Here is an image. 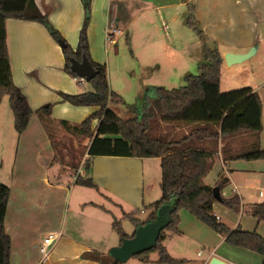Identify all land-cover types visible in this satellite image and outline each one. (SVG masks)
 <instances>
[{
    "label": "crops",
    "instance_id": "0c3cea01",
    "mask_svg": "<svg viewBox=\"0 0 264 264\" xmlns=\"http://www.w3.org/2000/svg\"><path fill=\"white\" fill-rule=\"evenodd\" d=\"M34 3L47 18V22L76 49L85 21L81 0H34ZM189 6L205 35L206 44L211 48L215 47L222 58L228 53L243 55L253 48L255 52L249 61L242 63L244 65L227 66L223 60L218 86L220 96L210 97L206 103L195 105L186 120L179 118L173 123L194 126L198 123L197 118L202 117L205 111L217 113L226 105L224 115L239 112L237 117L231 116L227 119L228 127L244 123L253 126L256 124L255 108L250 107L253 105V96L257 95L261 102V130L257 134V141L259 148L264 151V0H91L86 25L91 60L105 65L109 89L117 93L115 86H112V76L120 75L123 79V73L118 72L117 68H110L109 54L112 50L116 53L117 43H105L106 28L113 21L122 36L127 27L143 16L140 26L134 31H128L129 39L132 43L134 36H138V47H150L153 40H156L153 29L154 14L161 20L162 25L166 19L171 23L172 32L167 28L165 33L170 43L175 41L176 50L164 46L169 53L175 52L182 57L193 56L194 52L197 54L199 49L202 50V44L193 35V30L184 24ZM121 18L124 26L120 23ZM5 25L13 84L26 97L31 110L36 111L45 105H52L48 117L41 118L33 113L27 128L21 134H17L14 129L9 106L0 109V184L9 188L4 221L5 232L11 243L9 262L98 264L83 258V254L97 252L106 255L111 248L120 245L119 237L111 226L113 218L121 220L122 229L128 235L134 231L128 232L125 229V222L129 221L122 218L123 213L138 210L136 217L139 220L144 222L150 219L152 210H146V207L161 196V172L159 176L155 172L157 167L160 168V160L94 157L88 177L93 179L97 190L74 185L73 177L69 181V174L57 169L58 165L54 162L56 150L50 128L56 125L62 128V121H66L71 127L79 126L98 107H76L63 102L61 94L78 95L87 90L77 87L79 84L64 71L65 60L61 47L42 23L8 19ZM152 52L154 51L151 50L150 54ZM160 72L158 65H145L136 73L132 71L135 75L133 78L123 80L127 84L131 80V85L135 84L137 89L146 90L154 99L156 88L168 89L163 85L165 80L163 84L159 82ZM90 91L92 90L87 92ZM223 119L222 116L221 123ZM96 124L97 121L93 120L92 127ZM171 135L175 136V131ZM243 135L253 136V140H248L249 147H252L256 135ZM240 136L229 140L219 139L216 145L211 142L203 145V148L213 153V166L204 178V184L214 188L219 179L228 180L220 195L223 198L225 195L227 198L233 195L239 197V225L244 222L247 206L264 203L263 191L253 197L247 193L248 187H253L250 185L252 181L264 179V160L232 158L233 155L240 154L233 153L237 146L232 141ZM225 144L227 147L223 149ZM85 155L84 159H87L88 156L86 153ZM80 173L82 174L81 171ZM184 214V224L182 220H178L179 232H167L162 244L173 259L183 261L180 264H193L194 261L187 258L188 247L183 244V240H186L187 232L191 229L202 231L203 223L187 213ZM215 217L220 223H225L218 216ZM260 223L255 220L260 234L256 229L252 230L249 221L243 226V231H255L264 238ZM234 225L230 228L233 229ZM48 234H55L58 238L48 255L43 258L39 253V246ZM215 243L216 247L211 252L197 253L198 257L207 253L204 259L197 261L198 264H214V261L215 264H242L235 258L218 254L220 248H225L226 253L251 257L253 264H262L261 256L252 251L225 247L224 238L221 236ZM153 254L156 253L149 255L148 263L130 258L123 264H160L157 263V254L155 257Z\"/></svg>",
    "mask_w": 264,
    "mask_h": 264
},
{
    "label": "trees",
    "instance_id": "16d2710c",
    "mask_svg": "<svg viewBox=\"0 0 264 264\" xmlns=\"http://www.w3.org/2000/svg\"><path fill=\"white\" fill-rule=\"evenodd\" d=\"M81 2L85 12V21L79 34L77 47L73 49L60 33L47 22V18L39 11L34 0H0V103L4 96L7 97L16 133L21 134L27 128L33 113L38 114L41 118L50 116L52 105H45L36 111L31 110L26 97L13 84L6 45L5 24L8 19H23L42 23L53 40L61 47L65 60L64 71L71 77H75V74L70 71L71 59L80 61L82 57H86L97 72L96 76L89 82L92 91L78 95L61 94L63 102L73 106L98 107V110L79 126L71 127L66 121L61 122L62 128L66 132L90 138L86 152L88 158L85 161L87 176L85 178L80 175L74 176V185L98 189L93 179L88 177L91 160L94 157H137L160 160L161 196L146 207V210H152L150 220H154L156 212L165 205H173L175 210L171 215L169 226L161 232L156 246L152 250L138 254L133 258L142 263H148L149 255L156 253L158 256L157 263H182L181 260L173 259L162 243L167 232H179L176 213L178 210L184 209L223 237L228 245L244 248L260 255L262 264H264V238L255 231L247 232L239 228L230 229L225 224L220 223L212 213L213 204L216 203L213 197V188L204 184V178L213 166V153L203 148L206 142L216 145L219 139L229 140L242 134L254 133L256 140L250 150L246 153L233 155L232 158L246 161L264 160V151L259 148L257 141V134L261 130V102L258 96H253V105L250 107L255 108L256 124L253 126L244 123L228 127L227 119L231 116L237 117L239 112L224 115L226 105H223V109L217 113L205 111L202 117L197 118L198 121L196 122L198 123L182 135L172 136L169 133L161 132V120L163 122L169 120L174 122L179 118L186 120L195 105L206 103L210 97L218 98L220 96L218 86L223 58L215 47L211 48L206 44L205 35L195 21L192 8L189 6L184 17V24L193 30L202 44L198 74L185 75V84L182 87L156 88V97L145 107L140 119L137 117L128 120L121 119L111 110V103L125 106L131 112L137 110L136 106L127 105L118 94L109 89L105 65H99L91 60L86 36L91 0H81ZM124 36L126 43H129L128 33L125 32ZM245 101L248 102L249 100ZM222 116L224 119L221 123ZM93 120L97 121L94 127H92ZM227 183V179L221 178L216 182L214 188L221 191ZM8 197L9 188L0 184V264H10L11 243L4 228ZM219 203L230 210L240 212L241 203L237 195L229 198L221 197ZM100 208L105 210L103 207ZM246 209V213L255 218L257 223L264 220V203L249 205ZM137 214L138 210H134L123 213L122 218L128 220L136 229L144 224L136 217ZM111 226L119 237V244L134 236V232L128 235L123 231L121 220L113 218ZM83 258L96 261L98 264H120L109 254L102 255L97 252L84 253Z\"/></svg>",
    "mask_w": 264,
    "mask_h": 264
},
{
    "label": "rangeland",
    "instance_id": "374dc122",
    "mask_svg": "<svg viewBox=\"0 0 264 264\" xmlns=\"http://www.w3.org/2000/svg\"><path fill=\"white\" fill-rule=\"evenodd\" d=\"M153 17H154L153 29L155 31L156 40H153L152 45L150 47L146 46V48L138 47L139 46L138 44H140V41H138L137 39L138 36H134L132 43L130 40L129 43H126L124 34L122 36L117 37L118 39L116 42L117 43L116 53L112 50L110 51L109 54L110 68L113 69L117 68L118 72L120 73L122 72L123 79L124 78L131 79L135 76L132 74L133 70L136 73L140 67H143L145 65H151V66L154 65V67L158 65L161 70L160 75L158 76L160 83L163 84L165 80L166 82L163 85L166 86L168 89L182 87L185 84L184 82L185 75L198 74V62L201 60L202 50L199 49L197 54L194 52L193 56L190 57H182L181 55L175 52L169 53V51H167L164 46L167 45L168 47L175 49L176 43L175 41L171 43L169 42L168 37L166 36L165 33L167 29L165 30L164 26L169 28V31L172 32L171 23L168 21V19H166L164 21V25H162L161 20L158 18V16H155L154 14ZM142 21H143V16L135 20L133 24L127 27L126 32L128 33V31L129 32L134 31L137 27L140 26ZM120 23L122 25L124 24L123 18L120 19ZM170 32L168 33L170 34ZM193 35L195 34L193 33ZM151 50L154 51L152 52V54H150ZM249 60L250 58L242 63H246ZM242 63L236 65H244ZM112 78L114 80L112 86L113 87L115 86L114 87L116 88L115 91H117L116 94H118L122 98V101L125 102L127 105L136 106L137 110L135 112H131L125 106H122L120 104H113V103L110 104L111 110H113L117 114V116H119L123 120H128L135 117L140 119L142 116V112L144 111L145 107L148 106V104L153 100V97L150 96V94L146 90L142 91L137 89L135 84L131 85L132 83L131 80H130V84L129 83L127 84V82L124 81L120 77V75L118 77L112 76ZM77 87H79L81 90L82 89H85L87 91L92 90L91 84L87 82H84L83 85H77ZM1 102L2 104L0 103L1 104L0 109H2L3 107H8L7 97L4 96ZM160 125H161L160 128L161 132L172 134L175 131L176 136L188 132L193 127L192 125L183 126L180 124H175L170 120L164 122L161 120ZM50 132L51 134H53V143L55 144V150H56L55 163L58 165L57 169L61 170V172L68 173L70 176L68 177L69 181L71 180V177L74 178V176L76 175H80L81 177L85 178L87 174L85 169L86 159H84V155L87 152V147L90 143V138H84L83 136H79V135H70L67 132H65L59 125H56L55 127H51ZM248 140L249 141L253 140V136L244 137V135L242 134L239 138L232 140L233 142H235V145L237 146L235 147V149H233V153L241 154L248 152L251 148L249 147ZM226 147L227 146L225 144L223 149H225ZM155 166L157 167L156 164ZM55 170H53V172ZM80 171L82 172V174L80 173ZM155 172L159 176L160 168L157 167ZM206 181L209 182V180ZM250 185H252L253 187H248L247 189L248 195L253 197L254 195L258 196L260 191H263L264 193V179L252 181ZM159 196H160V192H159ZM225 198H227L226 195ZM215 205H216L215 208L212 210L213 215L221 218L225 222L224 224L226 226L228 225L227 227L230 228L232 225L235 224L233 229L238 227L239 229L243 230V226H246L247 221H249L252 230L256 229L255 220L249 214L246 213L244 215V222L243 224L239 225L237 221L238 216L240 214L239 212L230 210L227 207L217 202ZM184 213H187V215L189 214L192 217V215L186 210L184 209L178 210L176 216L178 220H182V224H184L183 221V216L185 215ZM260 224H261L260 230L264 233V220L261 221ZM124 227L128 232H132L135 230V228L127 221L125 222ZM202 229H203L202 231H196L195 229H191V231L187 232L188 235L186 240H183V244L188 247L187 258L193 260L194 261L193 264H198L197 262L198 260L204 259L207 253L211 252L212 249L216 247L215 242L220 237L219 234L214 232L211 228H209L205 224H203ZM256 230L258 232V229ZM180 242L182 243V240H180ZM180 242H176V243L181 244ZM225 247L237 249L236 247H232L228 245L226 242H225ZM203 251H206L207 253L202 254L201 257H198L197 253L199 252L202 253ZM218 254L228 256V258H235L242 264H249V263L253 264L252 263L253 259L251 257H247L242 254L226 253L225 248H220ZM152 256L155 257L156 254H153Z\"/></svg>",
    "mask_w": 264,
    "mask_h": 264
},
{
    "label": "water",
    "instance_id": "95a60500",
    "mask_svg": "<svg viewBox=\"0 0 264 264\" xmlns=\"http://www.w3.org/2000/svg\"><path fill=\"white\" fill-rule=\"evenodd\" d=\"M255 48L243 55H236L232 53L225 54L223 60L227 66L240 64L254 54ZM70 71L76 77L85 80L89 83L97 74L92 68L86 57H82L80 61L70 60ZM213 197L216 202H220L221 195L218 188H213ZM173 205H165L156 212L154 220H146L144 224L140 225L134 230V236L130 239H125L117 247L109 250L108 254L118 263L123 264L134 256L152 250L159 239L162 231H164L171 222V215L174 212ZM214 264L216 261L213 262Z\"/></svg>",
    "mask_w": 264,
    "mask_h": 264
},
{
    "label": "built area",
    "instance_id": "2783aa9c",
    "mask_svg": "<svg viewBox=\"0 0 264 264\" xmlns=\"http://www.w3.org/2000/svg\"><path fill=\"white\" fill-rule=\"evenodd\" d=\"M164 29L166 30L167 27L165 26ZM121 35V31H119L112 21L109 26L106 28L105 32V43L108 45H114L116 43V39L118 36ZM73 80L77 82L79 85H83L85 80L74 77ZM261 195V194H260ZM58 236L55 234H48L45 238H43L40 246H39V253L40 255L45 258L48 255L49 250L53 247L57 240Z\"/></svg>",
    "mask_w": 264,
    "mask_h": 264
}]
</instances>
